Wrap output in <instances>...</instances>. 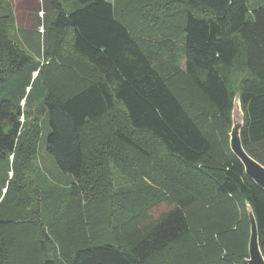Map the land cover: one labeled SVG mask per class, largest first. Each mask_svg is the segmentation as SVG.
I'll list each match as a JSON object with an SVG mask.
<instances>
[{
  "label": "trees",
  "instance_id": "trees-1",
  "mask_svg": "<svg viewBox=\"0 0 264 264\" xmlns=\"http://www.w3.org/2000/svg\"><path fill=\"white\" fill-rule=\"evenodd\" d=\"M175 1V7L153 1L160 13L155 20L147 18L154 27L145 35L140 26L133 31L109 0H40L32 8L37 21L25 23L30 12L22 13L18 37L13 4L0 0V198L6 189L0 204L12 190L23 225L16 230L0 225V264H36L29 259L34 252L42 258L37 264H246V202L264 256V190L246 175L228 133L239 93L242 145L264 165V0ZM176 12L181 24L170 26ZM158 21L165 29L159 40ZM50 30L70 32L67 55H60L51 73L57 88L43 76L37 59L47 54ZM74 60L85 69H77ZM164 61L175 66L166 72ZM175 74L200 93L203 111L218 115V123L198 118L200 112H193L170 81ZM33 105L45 112V150L70 176L67 190L45 176L38 182L30 172L28 159L37 151L41 128L25 127L21 117ZM150 162L173 192L174 206L158 219L146 214L152 200L132 212L123 203L129 191L112 182L111 169L131 184L141 180L136 199L143 202L151 185L145 167ZM158 193L160 200L168 198ZM29 201L36 203L28 216ZM77 213L79 235L74 232ZM5 217L0 209V223ZM97 217L104 219V229L114 227L113 237L79 243L93 235ZM24 236L35 237L34 243ZM64 250L67 263L59 260Z\"/></svg>",
  "mask_w": 264,
  "mask_h": 264
},
{
  "label": "rangeland",
  "instance_id": "rangeland-1",
  "mask_svg": "<svg viewBox=\"0 0 264 264\" xmlns=\"http://www.w3.org/2000/svg\"><path fill=\"white\" fill-rule=\"evenodd\" d=\"M31 1L34 4L30 5V3H28L29 4V6H28V4L24 2V0H10V2L13 4L12 7H13L15 14H16V17H17L16 34L18 35V37L20 36L19 28L21 26L19 19L22 17L23 12H25L26 14H27V12H30V17L24 19L25 23L32 24V22L34 23V21H37V19H36L37 17L36 16L33 17V15H32V12H33L32 8H33V6L34 7L37 6L39 4L40 0H38V1L31 0ZM109 1H111L112 3L115 4L118 15L126 22V24L133 31H136V30L138 31L137 27L140 26L144 30L146 29V31L142 32L143 34H145V35L151 34V32L149 31V28L152 29L154 27V24H151V19L148 20L147 18L152 17V19L155 20L156 19L155 17L157 16V14L159 12L154 7L155 4H152L154 0H109ZM157 1L162 3L163 0H157ZM167 1H168V3L169 2L171 3L170 6H172V7H175V5H177V2L175 0H166V2ZM258 1H260V0H258ZM254 2H255V0H251V3H254ZM20 4L22 5V8H21ZM173 4H175V5H173ZM67 5H68V3L64 4V6L66 8H67ZM41 14L42 13L39 12V16H41ZM172 23H174V25L181 24V16L179 13H177L173 17H170V19L167 22V24H170V26H172ZM155 24L157 25V27L161 28L157 32V34H158L157 40L164 39L165 36H163V34L165 33V29L162 27L164 25V23H162L161 21H158ZM174 28L175 27H171L166 32L168 33L170 31H172ZM39 30L42 31L41 26L39 27ZM14 33H15V27L13 24V27H10V29H9L10 37H12ZM152 33H153V31H152ZM33 40H34V38H33ZM69 42H70V32L68 30H66V31L50 30L49 37H48V44H46V45H48V48L46 49L47 54L40 55L37 58L38 61L40 62V65L42 66L43 76L46 78L48 83L53 88H57V86H59L60 83L57 82L56 80H54V76L51 75V73L54 70L53 68L55 66H57V63L60 61V55L63 52L65 55H67ZM20 46L27 53H29V54L32 53V51L29 50V48L26 45H22L20 43ZM74 61H75L74 66L77 69H85V66H84V64H82V62H80L79 60H74ZM161 66H162V69L167 72V71H170L175 66V64L173 62L164 61L163 63H161ZM178 66L180 68H183V66H184L183 61H181ZM62 71L64 72V70H62ZM35 74L36 73H34V75ZM59 76H60V74H59ZM48 78H51L53 81L48 79ZM238 80H239V76L235 75L234 81L237 83ZM170 81L177 86V91L180 93L182 98L187 103L190 102L193 105V107H192L193 112L195 114L200 112L201 116H198V118L201 121H204L206 123L207 122L218 123L219 120H221V118L216 114L209 113V112H206V114H205V112L203 111L204 104H205L203 97L200 95V93L198 91H196L194 88H192V86L188 85L186 79L182 76V74H175L170 79ZM59 91H62L61 87L59 88ZM21 121L22 122L24 121L25 124L27 123L25 127H30L32 125V126H38L41 128V133H39L38 142H37V145H38L37 151H36L35 155H33L32 157H30V159H28V165L30 166V172H31L32 176L35 179H37L38 182H41L42 176H45L47 178L48 182H51L54 185L55 184L59 185L64 190H67V188H70L71 187L70 186V179H71L70 176L62 173L58 169V167L56 166L52 157L48 153H46V150H45L46 136H47V133L49 132V125H48V122L46 119L45 112L41 111L40 106L33 105L30 109V112L28 114H26V116L22 115ZM33 124H36V125H33ZM229 131H230V129H229ZM229 131H228V133H229ZM158 154H160V151H158ZM11 158H12V156L10 157V159ZM132 158L134 159V162L139 163V161H138L139 159H138L137 155H132ZM140 166L142 167L143 163H141ZM145 167L148 168V170H149V177H147L146 182L150 183L151 185L149 188L147 187L148 193H144L145 199H143V202L139 198L136 199V197H137L136 192H138L139 187L141 186L140 185L141 180H136V181L132 182V184H131L125 176L121 175L118 171H113L111 169V173H113L112 174V182L116 188H119V191H123V190L129 191V192H127V198L125 200H123V203L128 208H130L132 210V212L138 211L143 205H145V203L152 200V202L154 204H151L150 206L147 205L148 203L146 204V214L150 215V217H152L153 219H158L162 214H164L166 211H168L171 207L174 206V203L171 199V195H172L171 192L172 191L163 182V179L161 178L162 176L160 175L159 169L156 167V165L152 166V164L150 162ZM1 173L2 172H0V174ZM11 175H12V173L9 172L8 173L9 178L11 177ZM146 182H144L142 186H144L145 184L148 185ZM4 183H5V186H7L8 180L6 182L4 181ZM0 185H1V182H0ZM129 186H131V187H129ZM33 187H34V185H33ZM130 189L132 190L131 192H130ZM0 190H1V187H0ZM145 190L146 189H143V191H145ZM159 190L164 191L165 195H167L168 198L160 200L159 196H161V194L158 193ZM5 191H6L5 188L2 189L3 194L0 198V202L4 196ZM32 192L37 193V190H32ZM169 194H170V196H169ZM15 197H18V196L15 195L12 190H10L8 195L5 197L4 201L0 204V209H2V213L6 214V217L3 218V220L5 222L0 223V225L3 229L11 228L12 230H16L17 228L22 229V227H23V225L19 224L21 221L20 218L19 219L16 218L17 210L20 207L14 206L13 202H11V199L12 198L14 199ZM146 200H147V202H146ZM35 203H36V201H33V202L29 201V204L27 205L28 213H27V211H25L24 213H27V215L29 216V214H30L29 211L33 210ZM81 204H82V202H80V206H81L80 208L82 209ZM201 214L202 213H198L196 218H199V216ZM85 218L87 219V216H85ZM79 220H80V215L77 213V215L74 218V222H75L74 225L76 226V228L75 229L73 228V229H74V232H76L78 235H79V232L82 231V230L81 231L78 230L79 229ZM238 220L236 222H238ZM91 224H93V227L90 228L93 235L90 236L88 234L83 239H81L79 241V243H82V242L91 243L92 241H97V243H99L102 241L110 240V238L113 237L114 227H113V229H112V227H107V229H104V227H105L104 219L97 217L94 220V222H92ZM91 224H89V226ZM111 225H112V223H111ZM108 226H109V224H108ZM85 227H87L86 223H85ZM60 231L62 234H65L64 229H61ZM86 232L89 233V231H87V230H86ZM24 238H26L28 240L29 244L34 243L35 237L33 239L32 236L31 237L24 236ZM62 238L63 237H61V239ZM64 239H65V237H64ZM184 240L187 243L189 242L188 238H186ZM183 243H185V242H183ZM95 244H96V242H95ZM17 253L18 252H16V254ZM59 258H60L59 260L61 263L62 262L67 263L68 258H69L68 250H64V252H62L60 254ZM29 259L30 260L32 259L34 261V263H36V264L40 263L42 260L40 254L37 252H34L32 256H29ZM59 260H56V263H58ZM11 264H17V263L12 262Z\"/></svg>",
  "mask_w": 264,
  "mask_h": 264
},
{
  "label": "water",
  "instance_id": "water-1",
  "mask_svg": "<svg viewBox=\"0 0 264 264\" xmlns=\"http://www.w3.org/2000/svg\"><path fill=\"white\" fill-rule=\"evenodd\" d=\"M244 114L240 104L239 93H236L231 111V130L229 132V146L233 154L240 160L246 175L264 190V165L253 158L243 147L240 132L243 127ZM249 219L248 257L246 264H264L258 237V227L251 205L246 202Z\"/></svg>",
  "mask_w": 264,
  "mask_h": 264
}]
</instances>
